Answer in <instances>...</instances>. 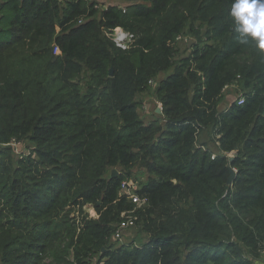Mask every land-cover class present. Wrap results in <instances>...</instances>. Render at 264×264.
<instances>
[{"label": "trees", "instance_id": "1", "mask_svg": "<svg viewBox=\"0 0 264 264\" xmlns=\"http://www.w3.org/2000/svg\"><path fill=\"white\" fill-rule=\"evenodd\" d=\"M232 2L0 0V264L264 258V53L238 41ZM153 78L161 113L145 122L136 97ZM205 129L217 154L196 143ZM130 179L144 240L117 245Z\"/></svg>", "mask_w": 264, "mask_h": 264}, {"label": "rangeland", "instance_id": "2", "mask_svg": "<svg viewBox=\"0 0 264 264\" xmlns=\"http://www.w3.org/2000/svg\"><path fill=\"white\" fill-rule=\"evenodd\" d=\"M132 2L135 1H140L141 0H131ZM129 0V2H131ZM122 8L124 7L123 5H119ZM99 9H101L99 7ZM187 38H184L180 41V43L178 44V52L176 54V59H178L181 55H184L186 53H188L189 51V44L192 41V38L186 36ZM186 39V40H185ZM164 76V74H159L157 76V80L159 78H162ZM156 79L153 78V82H152V88L148 89L147 91L140 93L137 95V100H139L141 102L140 108H139V113L142 117V119L145 122H149L151 121L153 118L156 119L157 117H160V115H156V113H159V102L154 90V86L153 84L156 82ZM225 105V102H222L219 106V108L221 109L223 106ZM144 106L146 107V109H144ZM155 110V111H154ZM156 117V118H155ZM212 133L210 129H205L204 131H202L201 134L198 135L197 137V145H201V144H205V148L209 149L213 154H217L218 153V147H217V143L213 140L212 138ZM27 142H23V143H16L14 142L12 144L14 151L19 154L21 153V151L23 152L25 150L24 145H26ZM132 174L135 175L134 177H137L139 180H141L142 183H144L147 179V173L144 169L142 168H138V167H134L132 169ZM88 209V208H87ZM89 214H93L94 212L92 209H88ZM121 234H122V240L120 241H111L117 245L121 244V243H128L129 241H131L132 239H134L136 242V244L142 242L144 240V237L141 233L138 232V226L136 224H134L133 226H128L126 228H123L121 230ZM112 239L114 240V238L112 237Z\"/></svg>", "mask_w": 264, "mask_h": 264}, {"label": "clouds", "instance_id": "3", "mask_svg": "<svg viewBox=\"0 0 264 264\" xmlns=\"http://www.w3.org/2000/svg\"><path fill=\"white\" fill-rule=\"evenodd\" d=\"M229 15L238 41L264 53V0H233Z\"/></svg>", "mask_w": 264, "mask_h": 264}, {"label": "built area", "instance_id": "4", "mask_svg": "<svg viewBox=\"0 0 264 264\" xmlns=\"http://www.w3.org/2000/svg\"><path fill=\"white\" fill-rule=\"evenodd\" d=\"M134 39V35L132 33H129L122 28H116L113 33V42L115 45L121 49H126L129 45V43ZM54 53L58 52V48H54ZM153 81H150V83ZM244 102V98L242 95H239L237 98V104L240 105ZM159 106V111L161 113V106ZM235 171V169H233ZM139 189V183L137 180L130 179L125 180L120 185V193L124 195L127 200L133 204V207L130 209H127L121 213V217L123 220L120 222V224L117 227L116 232L113 235V238L115 240H122V234L121 230L123 228L130 226H133L136 220V212L137 210L146 203L145 198H140L137 194V190Z\"/></svg>", "mask_w": 264, "mask_h": 264}, {"label": "crops", "instance_id": "5", "mask_svg": "<svg viewBox=\"0 0 264 264\" xmlns=\"http://www.w3.org/2000/svg\"><path fill=\"white\" fill-rule=\"evenodd\" d=\"M97 1L99 2V7L101 9H104V8H106L109 5H116V6L123 5V6H126L127 4L134 3L131 0H130L131 2H129V0H97ZM135 2H137V1H135ZM138 2H140V1H138ZM239 92H240L239 88H237L236 85L226 86L224 88V99L222 101V102H225V105L221 106L222 108L221 109L219 108V109L223 110L226 107H228L230 105V103L236 98L237 94H239ZM144 109H146L145 106H144ZM155 114L159 115V113H156V112H155ZM254 264H264V258L259 259V260H255Z\"/></svg>", "mask_w": 264, "mask_h": 264}, {"label": "water", "instance_id": "6", "mask_svg": "<svg viewBox=\"0 0 264 264\" xmlns=\"http://www.w3.org/2000/svg\"><path fill=\"white\" fill-rule=\"evenodd\" d=\"M110 73H111V71H110ZM160 112V111H159ZM116 170L115 169H112L111 170V174H112V176H115L116 175ZM232 175H233V173H231V176L228 178V183H230V181H231V178H232Z\"/></svg>", "mask_w": 264, "mask_h": 264}]
</instances>
